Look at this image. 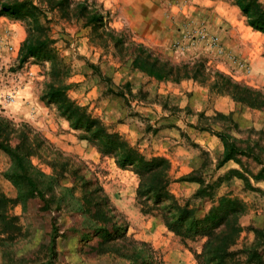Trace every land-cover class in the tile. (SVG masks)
I'll return each mask as SVG.
<instances>
[{"label": "rangeland", "instance_id": "374dc122", "mask_svg": "<svg viewBox=\"0 0 264 264\" xmlns=\"http://www.w3.org/2000/svg\"><path fill=\"white\" fill-rule=\"evenodd\" d=\"M57 1L38 4L40 27L35 35L38 40L48 37L51 43L22 63L20 50L29 26L24 20L0 16V118L15 127L26 124L32 130L30 137H44L62 152L60 157L51 149L40 153L43 160L66 163L62 188H74L80 198L86 190L92 193L97 181L109 200V207L102 209L110 213L101 221L109 235L87 236L91 224L83 216L70 215L73 202L58 195L64 209L57 212L59 237L50 253L49 247L38 244L40 231L32 234L20 206H15L9 214L18 216L26 237L0 241V264H197L193 252L200 251L204 239L183 241L158 217L141 212L136 174L120 169L113 157L102 155L70 127L62 113L70 101L147 157L168 159L169 189L179 200L189 199L198 187L194 182L175 181L181 176L197 171L205 183L222 179L216 196L231 193L241 198L247 204L242 226L263 227L264 183L251 181L257 188L251 191L235 176L224 180L238 165L232 161L219 165L223 143L214 134L264 141L260 135L264 110L250 108L211 87L216 81L224 82L219 72L264 91V33L247 24L235 1L64 0L62 5ZM248 1L264 26V0ZM142 54L178 65L180 72L188 64L196 76L176 81L150 77L133 66ZM55 88L63 96L47 98L45 94ZM8 94L12 100L4 103ZM32 161L44 172H52L40 159ZM9 165V158L0 151V190L14 198L15 188L2 176ZM85 182L89 184L84 186ZM193 203L200 214L209 207V202ZM109 217L116 229L106 224ZM252 239L253 233L244 230L239 243Z\"/></svg>", "mask_w": 264, "mask_h": 264}, {"label": "trees", "instance_id": "16d2710c", "mask_svg": "<svg viewBox=\"0 0 264 264\" xmlns=\"http://www.w3.org/2000/svg\"><path fill=\"white\" fill-rule=\"evenodd\" d=\"M54 2L55 0H49ZM64 0H58L62 5ZM241 12L247 18V24L254 30L264 33V26L258 23V17H254L251 11V3L248 0H234ZM41 0H0V16L11 20H24L29 26L28 35L20 50V62H25L29 56H35L47 49L50 38L38 40L35 32L39 30L38 18L41 14L39 3ZM53 4V3H52ZM134 68L144 74L158 80H180L181 78H195L196 74L190 72L188 64H184L183 72L178 65L170 62L161 63L159 58L152 59L150 55H139ZM224 82L216 81L212 88L231 96L235 101L264 110V91L255 90L232 81L229 77L219 73ZM232 87V88H231ZM232 89V90H231ZM45 96L56 99L63 96L59 88L53 89ZM259 97L261 100H259ZM66 111L63 115L70 122V127L79 130L82 138L96 146L102 155L113 157L115 164L120 169L132 170L138 178L136 189V202L143 214L158 217L164 226L183 241L204 239L200 251H194V259L197 264H264V222L263 227L248 226L244 228L240 218L245 214L247 204L239 197L226 193L216 196V189L222 182L205 183L196 172L181 176L175 181L194 182L198 185L194 193L187 200L181 201L175 197L169 189L171 183L169 177L170 162L162 156L147 157L136 147L130 146L117 132H107V127L98 119L86 113V110L75 105L72 101L66 103ZM31 128L26 124L15 127L13 123L0 118V151L8 158L10 165L2 172V176L8 180L16 190L14 198L7 197L0 190V236L6 238L0 241L13 242L18 238L26 237L22 234V226L18 216L9 214V209L20 206L23 219L32 234L40 231L38 244L49 247L50 253L56 246L59 237L57 212L64 209L61 206L62 197L68 196L73 202L70 207V215L83 216L90 230L87 236L98 235L107 238L108 228L103 227L101 221L110 212L103 210L102 206L109 207V200L102 188L96 184L92 193L84 191L78 198L74 188H62L60 182L66 179V163L62 161L43 160L40 153L45 149L54 150L60 157L62 152L54 149L44 137L34 135L30 137ZM223 143V154L219 165L232 161L238 168L230 169L229 176H235L242 180L246 190L257 191L254 183H264V141H243L224 132H214ZM264 139V132H260ZM40 159V163L51 168V173H46L41 167L35 165L32 159ZM252 164L254 166H252ZM258 167V168H257ZM257 168V169H256ZM57 169H60L58 172ZM229 177V178H228ZM74 184V180H72ZM89 184L85 182L84 186ZM58 189L62 192L57 193ZM209 202L208 209L199 213V208L193 201ZM112 209V208H111ZM112 218L106 219L112 229H116V223H111ZM126 229L124 226L123 230ZM253 233L250 243H239L243 231ZM31 236L30 238H32Z\"/></svg>", "mask_w": 264, "mask_h": 264}, {"label": "built area", "instance_id": "2783aa9c", "mask_svg": "<svg viewBox=\"0 0 264 264\" xmlns=\"http://www.w3.org/2000/svg\"><path fill=\"white\" fill-rule=\"evenodd\" d=\"M6 38H7V35H4V39H6ZM2 41L3 40H0V45H1V42ZM2 46L7 47L8 49H11L12 48L11 45H8L6 43H4V45H2ZM11 100H12V97L9 94L6 95L5 98H3L4 103H9Z\"/></svg>", "mask_w": 264, "mask_h": 264}, {"label": "crops", "instance_id": "0c3cea01", "mask_svg": "<svg viewBox=\"0 0 264 264\" xmlns=\"http://www.w3.org/2000/svg\"><path fill=\"white\" fill-rule=\"evenodd\" d=\"M1 23H2V20H1V18H0V28H1ZM9 23V22H8ZM10 26H15V24L14 23H10L9 24ZM2 34V29H0V35ZM12 34H16L15 32H12ZM120 210H122L121 208H120ZM123 211V210H122ZM124 212V211H123ZM125 213V212H124Z\"/></svg>", "mask_w": 264, "mask_h": 264}]
</instances>
